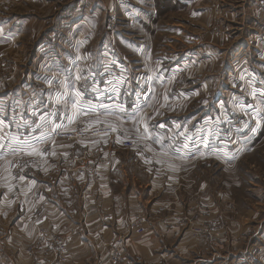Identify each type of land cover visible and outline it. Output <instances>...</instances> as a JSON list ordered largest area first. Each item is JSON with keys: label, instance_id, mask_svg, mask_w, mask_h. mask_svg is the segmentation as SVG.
Masks as SVG:
<instances>
[{"label": "crops", "instance_id": "crops-1", "mask_svg": "<svg viewBox=\"0 0 264 264\" xmlns=\"http://www.w3.org/2000/svg\"><path fill=\"white\" fill-rule=\"evenodd\" d=\"M163 1L175 10L161 13ZM0 29V59L14 72L0 74V264H120L116 251L123 264H264V208L242 215L225 187L241 157L220 128L225 90L264 75V0H0ZM112 63L120 74L103 83ZM78 73L94 111L69 128L124 132L40 143L47 128L33 121L72 114L55 98L84 85ZM17 109L23 140L43 155L9 154ZM144 123L168 155L142 138ZM243 137L252 151L256 140Z\"/></svg>", "mask_w": 264, "mask_h": 264}, {"label": "rangeland", "instance_id": "rangeland-1", "mask_svg": "<svg viewBox=\"0 0 264 264\" xmlns=\"http://www.w3.org/2000/svg\"><path fill=\"white\" fill-rule=\"evenodd\" d=\"M169 8L170 3L165 1L161 2V13L164 11L168 12L170 10H175L174 8H170L169 10ZM36 10V7L33 8V6H31L30 9H18L17 12H34ZM177 10L179 9L177 8ZM25 28L28 30V33H30L35 30L36 27L35 24L29 23L28 27L25 26ZM72 40L74 39H68L67 42ZM20 45H23V43H20ZM28 52V49H24L23 54L27 53L26 57L23 55L17 57L16 62L18 66H22L28 60ZM84 53L87 54V50H85ZM10 63L12 64V61L8 60L7 58L3 60L0 59V66L2 68L0 74L1 77H3L2 82L10 81V79H13L14 77V72L13 70H11L13 68V65L11 68L9 66ZM4 66L6 68L3 70ZM18 69L19 68H17V70ZM250 76L254 80L253 84L242 83L241 86L234 85V87L227 88L225 90V96L228 95L232 97V99L231 101H229V103L226 102L225 120L224 122H222V125H220L221 132H226L224 137L225 146L231 151H236L234 153V156H237L240 152L239 154L241 157V162L238 164V167H236L234 170H225L226 177L235 179V183L226 180V182H228L230 185L225 184V187L229 189V193L231 194L230 196H234L237 203H239L242 210V215H244L245 212H248L249 208H251V205H253V207L257 206V208H259L258 206L264 208V205H260V203L264 204V119L261 118L264 117V111H261L260 115H257L258 110L264 109V75L263 73H260L255 74V77L252 76V74ZM246 79L248 80V77ZM148 81H150L151 84L153 80L150 78ZM146 82L147 81H145V83ZM225 98L227 99V97ZM19 112V109L14 112L12 130L16 134V136L23 140V132L26 131L27 127L25 125L24 119L22 118L23 115H19ZM67 122L69 121L67 120ZM209 127H213V124ZM253 129H255V131H253ZM122 131L124 132V130L122 129L118 131L115 130L114 132ZM6 133L8 135V132ZM7 135L5 137L8 138ZM247 135H251V140H256L254 148L250 152H247L242 148V145L244 144L242 142V139H244L243 136ZM226 155L233 154L231 152H228V154ZM206 160L209 159L204 157V161ZM9 170L10 167L5 170L7 175L9 173ZM19 170L23 171L20 167L17 171Z\"/></svg>", "mask_w": 264, "mask_h": 264}, {"label": "snow or ice", "instance_id": "snow-or-ice-1", "mask_svg": "<svg viewBox=\"0 0 264 264\" xmlns=\"http://www.w3.org/2000/svg\"><path fill=\"white\" fill-rule=\"evenodd\" d=\"M2 32H3V29H0V34H2ZM81 80L85 81L84 85L81 88H75V85H73V88L71 91L65 90V91L61 92L55 98V103L57 105L63 104L64 108L68 109L72 113L71 115H68L66 117L70 123L73 122L77 116H79L81 114L87 115V114L91 113L92 111H94V109L92 108L90 103L86 102L84 99L85 95H86L87 87H88L87 77L81 73H78L76 76V81H81ZM65 88L67 89V84H65ZM94 90L98 91V89H94ZM65 97H67V99H65ZM105 110L107 111V108ZM118 110L123 111V108L120 107V108H118ZM58 111H59V109H58ZM261 111H264V109L258 110L257 115H260ZM53 115H56V113H48L47 115H41L39 117V123H36L35 121H33V123L36 124L37 128H40V129H43L45 127L47 128V133L42 132L41 136L38 138V141L40 143L47 142V139L49 138L50 134H54L60 128L64 127V125H62V124H53V123L49 122L48 116H53ZM261 118L264 119V117H261ZM134 120L137 123H141L144 121V117L137 115L134 117ZM2 123H3V121H0V124H2ZM161 127H162V125H161ZM112 130L115 131L116 128L113 127ZM138 131H139V129H138ZM253 131H255V129H253ZM183 135H184L185 141L190 139V137L187 135V130H185V133ZM142 138L146 139V140H154L155 143L161 144V154L165 155V156L168 155V150L163 147L162 138H153L149 132V127H148L147 123H144L143 137ZM36 140H37V138L33 137V141H36ZM205 146L207 147V142H205ZM7 147L9 149V154H11V155H17L21 152H26V154H28V155H43L44 154L37 147L36 143H30L27 140H21L18 136H12ZM169 147H172V146L170 145ZM182 147L186 149L188 147L187 143H184L182 145ZM3 148H5V145L0 143V149H3ZM148 150L151 151L152 149L149 147ZM180 150H181L180 148L175 149V151H177V152H179ZM54 154L55 153H53V155ZM146 162H150V161H146ZM9 163H11V162H9ZM34 183H35V181H33V184Z\"/></svg>", "mask_w": 264, "mask_h": 264}, {"label": "built area", "instance_id": "built-area-1", "mask_svg": "<svg viewBox=\"0 0 264 264\" xmlns=\"http://www.w3.org/2000/svg\"><path fill=\"white\" fill-rule=\"evenodd\" d=\"M68 43L70 47L74 49L78 42L76 39H74L72 41H69ZM119 72H120V67L117 64L112 63L108 65L102 74V82L110 83L113 79H115L114 74H117L118 76L120 74ZM81 85L82 84H80V86ZM145 85L148 87L150 85V81H147ZM59 124L64 125V127L60 128L56 133L52 135L55 141H59V140H65L69 142L83 141L87 139L89 136H100L103 134L111 135L114 132L110 128H99L92 131H87L76 127L69 128V124L67 120H63ZM117 135L119 138L123 140L124 146L126 148L131 149L135 147L134 142L132 140L127 139L123 133H117ZM47 248L49 251L52 252L55 251L54 243L48 244ZM125 260L126 259L124 257V254H120L118 251L114 252L112 257L110 258V261H116L117 263L120 264L125 263ZM102 264H109V263H102Z\"/></svg>", "mask_w": 264, "mask_h": 264}]
</instances>
